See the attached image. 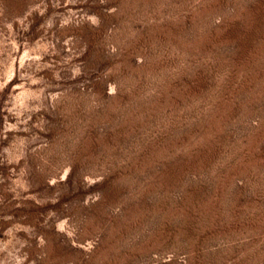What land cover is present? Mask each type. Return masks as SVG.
I'll return each instance as SVG.
<instances>
[{"label":"rangeland","instance_id":"rangeland-1","mask_svg":"<svg viewBox=\"0 0 264 264\" xmlns=\"http://www.w3.org/2000/svg\"><path fill=\"white\" fill-rule=\"evenodd\" d=\"M0 264H264V0H0Z\"/></svg>","mask_w":264,"mask_h":264}]
</instances>
